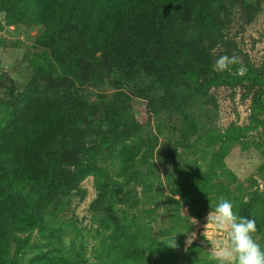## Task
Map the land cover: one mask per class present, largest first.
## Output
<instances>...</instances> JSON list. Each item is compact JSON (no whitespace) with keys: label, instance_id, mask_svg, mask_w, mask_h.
<instances>
[{"label":"rangeland","instance_id":"1","mask_svg":"<svg viewBox=\"0 0 264 264\" xmlns=\"http://www.w3.org/2000/svg\"><path fill=\"white\" fill-rule=\"evenodd\" d=\"M50 12L43 0H0V155L9 132L28 123L27 102L33 96L65 100L77 93L81 79L86 82L81 95L92 111L65 153L73 166L63 164V188L22 189L45 217L47 231L11 232L5 264H32L47 253L68 264H216L211 245L227 237L207 225V218L215 198L227 189L234 212L256 221L254 239L264 248V201L247 205L254 193L264 195V110L257 115L263 125L243 138L247 150L236 141H215L230 129L250 126L254 108L264 107V86L238 74L243 66L264 80V0L176 5L161 25L194 62L173 48L162 50L161 35L143 30L137 32L141 47L130 52L135 71L121 74L91 62L73 67L71 60L83 52L73 33L76 26ZM58 26L63 33L50 46L48 38H54ZM149 26L155 27L152 21ZM224 55L237 60L227 71L228 80L207 93L179 83L171 92L172 107L148 123V106L161 110L174 73L199 62L222 73L214 65ZM206 70H199L202 82L211 75ZM127 72L133 73L128 77ZM108 102L144 126L94 162L99 176L76 181L72 175L82 150L94 149L100 141L92 127L106 133L114 127L103 122ZM48 107L38 121L47 117ZM172 237L176 248L169 247Z\"/></svg>","mask_w":264,"mask_h":264},{"label":"trees","instance_id":"2","mask_svg":"<svg viewBox=\"0 0 264 264\" xmlns=\"http://www.w3.org/2000/svg\"><path fill=\"white\" fill-rule=\"evenodd\" d=\"M42 2V0H40ZM52 16L63 21L67 20L70 25H75L73 33L78 34L79 43L83 49L71 60L76 69L91 62L95 65H104L106 71L112 69L118 73L125 70L135 71V63L132 65V53H136L141 47L137 32H155L161 35V49L173 48L177 50L180 58L194 62L190 52L183 48L161 25L162 18L170 15L176 5L184 6L190 4V0H43ZM44 4V3H43ZM58 10V11H57ZM54 11L57 12L54 15ZM155 25L149 26L150 22ZM148 26V29L144 28ZM62 32L60 26L54 30V38H48L50 46L56 45L57 35ZM67 42V41H66ZM132 52V53H130ZM193 65L197 67L188 68L185 71L174 73L166 92L165 102L161 110H155L148 106L146 116L148 123L153 120L163 109L169 110L173 105L171 92L179 88V83L190 84L198 93H207L210 88L228 80V72H216L206 70L202 62ZM80 66V67H79ZM85 69V68H84ZM211 72V75L201 81L199 70ZM177 72V71H176ZM133 72H127L128 77ZM240 79L247 80L253 85H263L264 80L252 69L246 71ZM77 93L65 100L52 96H33L27 102L26 118L28 123L19 125L7 136L5 153L0 155L4 167L0 170V264H5L10 249L9 235L11 232H32L39 229L45 233V217L41 215L39 207H36L31 199L23 196L22 189L27 186H35L40 189L53 191L64 186L66 171L63 164L71 165L66 158V151L75 145L74 141L82 132L83 124L91 116L92 108L82 97L86 82L77 79ZM47 117L37 120L45 106ZM94 110V109H93ZM264 107L258 104L254 108L251 125L246 128H235L219 135L217 142L236 141L247 150L243 138L252 129L263 125L258 119L259 112ZM114 125L113 129L105 132L103 127L93 129L95 135L100 139L96 148L82 150L83 157L76 161L75 171L72 179L82 180L84 177L95 174L99 170L94 163L105 152L115 148L118 140H130L138 130L144 126L132 115H124L117 111L108 102L104 109L103 122ZM110 125V126H111ZM98 129V130H97ZM47 138V139H46ZM44 141L48 144L45 145ZM214 141V143H215ZM131 150V148H130ZM65 165V166H66ZM94 166V169H92ZM264 179V170L262 171ZM231 178V177H230ZM101 185V181H99ZM63 188V187H62ZM223 197L233 201L231 192L222 190ZM27 199V201H26ZM218 198H215L217 203ZM264 201V195L254 193L248 204ZM191 207V205L189 206ZM193 210V208H191ZM32 264H68L64 258L54 256L51 253L39 256Z\"/></svg>","mask_w":264,"mask_h":264},{"label":"clouds","instance_id":"3","mask_svg":"<svg viewBox=\"0 0 264 264\" xmlns=\"http://www.w3.org/2000/svg\"><path fill=\"white\" fill-rule=\"evenodd\" d=\"M237 63L235 57L220 56L214 65V70L220 72L231 71V65ZM246 68L241 66L238 74H244ZM233 203L225 198H219L215 208L208 216L217 232L226 233V239H216L211 245L213 259L216 264H264V248L256 242L254 234L257 231L256 221L248 217L238 216ZM206 225V226H207ZM176 237V236H175ZM175 237L170 238L171 248H176ZM192 243V239L187 241Z\"/></svg>","mask_w":264,"mask_h":264}]
</instances>
